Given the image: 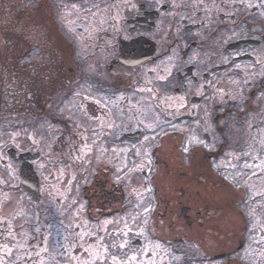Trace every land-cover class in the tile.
I'll list each match as a JSON object with an SVG mask.
<instances>
[{"label": "flooded vegetation", "instance_id": "1", "mask_svg": "<svg viewBox=\"0 0 264 264\" xmlns=\"http://www.w3.org/2000/svg\"><path fill=\"white\" fill-rule=\"evenodd\" d=\"M133 1L99 36L95 55L114 51L103 74L64 82L96 96L82 109V200L98 226L56 229L68 247L54 257L99 248L88 264H264V0ZM45 230L29 244L50 245Z\"/></svg>", "mask_w": 264, "mask_h": 264}, {"label": "rangeland", "instance_id": "2", "mask_svg": "<svg viewBox=\"0 0 264 264\" xmlns=\"http://www.w3.org/2000/svg\"><path fill=\"white\" fill-rule=\"evenodd\" d=\"M10 1L13 3L17 0ZM54 1L57 21L71 41L76 51L75 60L80 65V68L74 71L76 76L68 80L69 84L71 81L75 82L74 79L79 77L81 72L99 78L103 74V67L110 63L114 52L111 49L107 55L103 52L95 55L99 46V36L109 30L115 21L121 19L120 10L124 4L134 1L116 0L115 6L112 3L114 0ZM0 9L6 13L3 5H0ZM114 43L106 41L101 46L108 47ZM90 92L82 87L74 90L68 99L63 100V96L60 97V103L58 102L60 105L55 107L54 119L58 116L59 121L73 127L71 135L69 133L67 137H64L68 132L65 131L67 126H60L58 122L55 125L54 121L36 111L35 107L28 116L27 114L18 116V120L23 122L15 126L9 125V121L1 122L0 264H88L93 259L102 257L99 248H91L88 256L79 259L61 261L54 257L62 247H68L62 245L64 241L59 239L62 238L60 230L56 229H79L81 234L82 229H96L94 226H98H90L82 200V188L85 185L83 169L91 152L90 148L82 145L85 133L82 109L84 110L83 104L87 103V99L96 97ZM11 149L17 154L41 155L40 159L33 163L41 179L42 202L37 206L31 205L20 191V166L8 158L7 151ZM92 167L93 165H90V169ZM126 188L129 193L140 195L144 192L141 186ZM41 229H46L43 233L45 237L54 238L55 235L57 237L48 246H41L40 240L30 245V231H37L40 235ZM121 229L133 228L129 221L124 223L123 220ZM50 231L53 233L50 234ZM78 240L81 242V236ZM122 243L124 245L126 242ZM48 252L55 261L49 260ZM125 260L128 264L134 263L127 257Z\"/></svg>", "mask_w": 264, "mask_h": 264}, {"label": "trees", "instance_id": "3", "mask_svg": "<svg viewBox=\"0 0 264 264\" xmlns=\"http://www.w3.org/2000/svg\"><path fill=\"white\" fill-rule=\"evenodd\" d=\"M54 2L0 0L7 13L0 9V124L9 121L15 126L23 122L17 117L28 116L34 107L49 119L62 92L68 95L75 90L64 83L76 76V66Z\"/></svg>", "mask_w": 264, "mask_h": 264}, {"label": "water", "instance_id": "4", "mask_svg": "<svg viewBox=\"0 0 264 264\" xmlns=\"http://www.w3.org/2000/svg\"><path fill=\"white\" fill-rule=\"evenodd\" d=\"M7 154L10 160L17 161L21 164L19 173L20 190L32 205H38L41 200L39 179L34 171L32 162L37 160L39 155L23 154L17 158L16 151L14 150H9Z\"/></svg>", "mask_w": 264, "mask_h": 264}, {"label": "snow or ice", "instance_id": "5", "mask_svg": "<svg viewBox=\"0 0 264 264\" xmlns=\"http://www.w3.org/2000/svg\"><path fill=\"white\" fill-rule=\"evenodd\" d=\"M187 151H188V149L185 148V152H187ZM245 167L247 168V167H250V166L249 165H245ZM146 211H147V209H146ZM122 247H123V245H122ZM130 259L133 260V261H135L136 260V257L133 256V257H130Z\"/></svg>", "mask_w": 264, "mask_h": 264}]
</instances>
